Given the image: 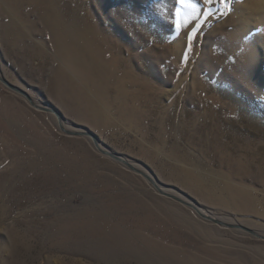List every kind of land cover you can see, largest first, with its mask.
Segmentation results:
<instances>
[{"label":"rangeland","instance_id":"374dc122","mask_svg":"<svg viewBox=\"0 0 264 264\" xmlns=\"http://www.w3.org/2000/svg\"><path fill=\"white\" fill-rule=\"evenodd\" d=\"M263 3L227 0L226 8L217 0H0V75L38 106L57 110L67 131L92 132L101 149L164 191L264 237V40L257 42L264 38ZM257 4L261 17L249 11ZM57 24L73 43L70 57L57 48ZM13 124L22 128V140L11 132ZM35 142L43 153L57 149L74 163L89 152L93 183L73 180V169L63 163L57 172L29 168L41 153ZM1 182L0 264H95L77 244L52 250L43 231L68 215L105 208L103 194L125 193L161 213L154 216L155 232L146 235L168 246L181 241L185 259L264 264V240L214 225L162 195L99 152L91 137L67 135L54 114L35 109L0 81ZM13 197L29 201L13 210ZM169 207L210 240L166 225H175L164 215ZM34 209L35 215L23 216Z\"/></svg>","mask_w":264,"mask_h":264},{"label":"bare ground","instance_id":"6f19581e","mask_svg":"<svg viewBox=\"0 0 264 264\" xmlns=\"http://www.w3.org/2000/svg\"><path fill=\"white\" fill-rule=\"evenodd\" d=\"M185 2L189 3V2H192V0H185ZM259 4H257L258 10H253L250 8L249 10L247 7L245 8L248 9L250 12H252V14L257 15L258 17H261L262 10L260 11ZM263 11H264V8H263ZM261 18L264 23V15H262ZM248 19L250 23L253 20V17H250ZM53 28H54L53 34L55 35V41H56L58 50L65 56L70 57L72 54V48L74 46H73L71 39L67 37L65 34L66 32L65 27H63L62 24L61 25L57 24ZM14 29L16 31V34H18V36H20L21 38L24 37L21 31H18V29L15 27ZM260 33L264 35V25L262 29H260ZM263 40L264 38L261 37V38H258L257 42H261ZM74 95L81 96V99H82L81 92L79 94V92L77 91L75 92ZM10 128H11V132L14 133L15 136L23 132L22 128H20L19 125L17 126L16 124H13L12 127ZM19 138L22 140L23 137L19 136ZM33 144L37 145V147H35L37 151H41L44 148V147L42 148L41 144L39 145L37 142ZM71 153H67V155L69 154L70 156ZM71 155L73 156V153ZM84 156L86 157L87 160H84V159L83 161H79V159L74 160L75 163L78 164L76 165L73 162L74 158H72L71 160L69 159L71 158V156L67 158L65 153H62L57 149H53V150L51 149L50 151H46V153H43L41 151L39 157L35 161L31 160L32 162L28 166L29 168H33L34 170H37V168L39 169L45 168L47 171L50 170V171L57 172L58 171L57 167L59 166V164L63 163L64 165H67V167L69 166L70 169H73V171L71 170L72 172H70L73 180L82 179L84 184H91L94 181L92 179L93 178L92 177L93 176L92 167L88 165L89 163L88 161L91 160V155L89 154V152L85 151ZM67 167L64 169L62 167L63 170L62 169L61 170L64 171L67 169ZM2 183H5V182H1L0 184ZM11 183L12 182L10 181L9 185ZM152 184L154 187H155L154 184L158 185L156 180H155V183H152ZM106 186L109 187L108 185ZM13 188H14V185H13ZM107 189L109 188H105V191ZM165 192L169 193L166 190ZM103 196L108 197V199L104 202L105 208L89 209L87 212L77 217L76 216L71 217V215H68L70 216V218L68 217L64 222L57 223L54 227H51L50 229L49 228L44 229L43 232L48 237V240L50 241V245H51L50 247L52 250L56 251L57 250L56 247H57L61 251V249H64L65 247H68L71 244H77L79 247V250H77V252L79 251L81 255L86 256L89 259L91 257V259L95 262V264H217V263H212L207 260L197 259L193 257L192 259H190L189 257H188L189 259H185L184 257H182V254H185V253L182 251L180 246H177L182 243L179 240L176 241L177 243L176 245L168 246L167 244H159L158 242L154 241V239H152L153 236L151 237V236L146 235V233L155 232L156 230L155 225H158V224H156L155 220L157 219H155L154 216L159 211L156 213V210L154 208H152L146 202H143L141 199L134 197L132 195H129L127 193L118 194V195L103 194ZM178 196L177 197L180 200L182 201L186 200L185 196H182V195H178ZM28 201L29 199L14 198L12 199V202L10 204V208H12L13 210H15L16 208H22L25 205V203ZM128 205H131L132 207L129 208ZM193 205L197 207L198 210L203 215L208 214L207 211H205L204 209H201V207H198V205L196 204H193ZM7 213L3 214L4 219ZM34 213H35V209L32 210V212L25 211L22 214L24 217H27V216L30 217L32 215H35ZM180 214L181 213L177 209L169 207L167 209V212L164 215L168 220H170L171 223L175 225H170L168 224V222L166 225H169L172 227H177L179 225V227H183V228H186L187 230L189 229L191 231L197 232L204 239L210 240L211 235L208 232L198 227L197 225H194L191 223L189 224L185 219H183L182 216H180ZM165 221L167 220L165 219ZM165 221H163V223H165ZM146 252H149V253L151 252L154 256L155 254L158 256L157 257L151 256L150 258H145ZM215 253L216 252L213 250L212 254L216 255Z\"/></svg>","mask_w":264,"mask_h":264},{"label":"water","instance_id":"95a60500","mask_svg":"<svg viewBox=\"0 0 264 264\" xmlns=\"http://www.w3.org/2000/svg\"><path fill=\"white\" fill-rule=\"evenodd\" d=\"M0 81L5 85L7 86L9 89L13 90V91H16L18 93H21L23 94L26 99L29 101V103L35 108V109H38L40 111H44V112H47V113H52L54 114L57 118H58V121H59V125H60V128L61 130L66 133L67 135L69 136H72V137H79V136H89L93 139V142H94V145L95 147L97 148V150L99 152H101L103 155H106L108 157H111L112 159H114L115 161H118L119 163L127 166L130 170L142 175L143 177H145L149 182L151 183H155V180L150 177L149 175H147L146 173L142 172L141 170L133 167L129 162H127L126 160H124L122 157H120L119 155H116V154H113L109 151H105L103 149L100 148L99 146V143H98V138L95 134H93L92 132H73V131H67L63 125V120H62V116L61 114L51 108H45V107H41V106H38L28 95H26L25 93L21 92L20 90L16 89L15 87H13L12 85H10L5 79L2 78V76L0 75ZM155 185V188L157 189V191H159V193H161L162 195L166 196V197H169L175 201H178L192 209H195V211H197V213L205 220L213 223L214 225H217L219 227H222V228H227V229H233V230H241V231H245L251 235H253L254 237H257L259 239H262L264 240V237L263 236H260L258 235L257 233H255L254 231L246 228L245 226H242V225H238V224H230V223H226V222H223L219 219H216L212 216H207V215H203L197 207H195L193 204L189 203V202H186V201H182L180 200L176 195H173V194H169V193H166L165 191H163L158 185L154 184Z\"/></svg>","mask_w":264,"mask_h":264},{"label":"snow or ice","instance_id":"6c2138e0","mask_svg":"<svg viewBox=\"0 0 264 264\" xmlns=\"http://www.w3.org/2000/svg\"><path fill=\"white\" fill-rule=\"evenodd\" d=\"M184 2V0H181V3H183ZM205 2L207 3V4H209V5H211L212 3H213V0H205ZM217 2H222V3H224V6L227 8L228 7V4H227V0H217ZM180 27V25L179 24H177V28H179ZM195 34V33H194Z\"/></svg>","mask_w":264,"mask_h":264}]
</instances>
